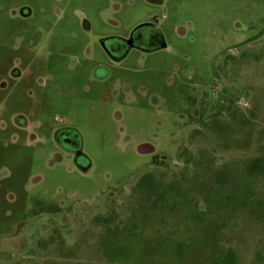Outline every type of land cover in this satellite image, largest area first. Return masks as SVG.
Wrapping results in <instances>:
<instances>
[{
	"label": "rangeland",
	"instance_id": "1",
	"mask_svg": "<svg viewBox=\"0 0 264 264\" xmlns=\"http://www.w3.org/2000/svg\"><path fill=\"white\" fill-rule=\"evenodd\" d=\"M104 1L91 0L94 9L88 7L92 33L100 31L94 10ZM78 3L79 11L88 6ZM124 5V18H139L148 9L141 0ZM168 16L163 25L171 60L159 55L149 61L153 68L139 71L130 59L132 71L115 72L156 89L162 107L149 108L138 98L122 110L121 121L114 118L112 99L98 97L88 64L67 68L65 54L85 39L70 12L57 26L51 14L37 19L44 21L43 46L57 58L31 76L32 98L18 86L0 107V119L9 111H25L37 121L33 128L39 136L29 144L11 142L0 124V264H214L228 254L234 257L231 264H264V0H170ZM177 25L184 27L183 35L173 32ZM10 39L5 22L0 62ZM228 48L233 59L224 65ZM171 61L174 71L167 70ZM192 83L204 84L210 102L198 113L215 118L184 123L186 133L196 127L200 133L178 158L186 140L181 103ZM63 121L83 136L92 162L87 173L68 159L49 165L51 129ZM146 140L157 147L155 161L136 152ZM144 164L152 170L139 174L152 175L156 189L172 188L165 198L147 192L136 179ZM32 176L41 179L32 183ZM33 199L65 200V208L27 217L38 209ZM92 213V219L80 217ZM19 226L18 238L2 239Z\"/></svg>",
	"mask_w": 264,
	"mask_h": 264
},
{
	"label": "flooded vegetation",
	"instance_id": "2",
	"mask_svg": "<svg viewBox=\"0 0 264 264\" xmlns=\"http://www.w3.org/2000/svg\"><path fill=\"white\" fill-rule=\"evenodd\" d=\"M141 1L148 6V9L142 16L135 19V17L124 18L123 16L127 7L124 3L132 7L135 0H105L103 4L94 10L97 16V28L100 31L92 33L94 22L88 9L89 6L94 9L91 6V0H84L88 6L83 7L81 11L78 8V0H0V26H4V23L7 22L11 30V39L7 44L5 61L0 62V107L18 86H23L24 89L29 91L31 76L37 74L43 64L52 63L57 58V55L51 49L43 46L41 28L45 27L43 26L44 21L38 22L37 19L51 14L54 18V26H57L70 12L72 19L85 35V39L79 46L73 47L69 53L65 54L68 60L67 68L74 69L77 65L84 66L85 64L90 66L88 76L100 87L97 95L98 97L108 96L112 99L110 105L114 107L113 115L117 121L122 119V110L138 98H141V104L144 106L161 109V99L156 89L143 83L135 84L115 73L117 70L132 71L127 64L130 59L135 61L136 66L140 68L139 71H147L151 67L153 68V63L151 64L149 61L159 55L171 60L173 48L168 41L163 25V21L169 17L168 4L170 0ZM45 25H51V22ZM172 30L179 35L185 33V29L181 25L173 26ZM247 41L253 42L254 38ZM230 54H232L231 48L222 53L224 65L229 59H233ZM154 67L157 71L159 70L158 65H154ZM175 68L177 69V66L173 61L168 62V71L170 69L174 71ZM187 72V70H184L183 75H187ZM223 73L227 75L226 71ZM228 77L230 78V76ZM187 78L191 79V76ZM166 84L171 86V75L168 76ZM203 88L204 84L202 83L198 85L192 83L187 100L181 103L184 111L180 113V118L186 136L184 141L186 144L183 142L184 144L177 150L178 158L188 153L191 138L200 133V129L197 127L186 133L184 123L199 122L205 124L214 121V115L203 119L201 114L198 113L200 107L210 103L207 100L208 93ZM31 95L32 92L29 91L28 96L32 98ZM229 109L231 110L232 107H229ZM36 123L37 121L32 122L23 110L9 111L5 115V119L4 117L0 119V124L3 129H6L9 141L15 142L22 139L23 142L28 144L39 139L36 128H33L37 127ZM51 138L54 149L51 151L48 160L49 165L68 159L79 172L87 173L90 170L92 162L83 150V136L78 129L63 121L62 125L52 127ZM122 138L126 141L130 140V137L125 134ZM143 142H148L151 146L150 149L142 153L136 149V152L141 155H148L151 162L155 161L158 154L155 143L153 140ZM142 170L151 171L152 168L144 164L138 169L136 179L139 178L140 182L143 176L139 172ZM156 170L162 172L160 169ZM169 171L170 169L166 172ZM40 179V176L31 177L32 183H37ZM136 181L135 185L137 186L138 182ZM132 186L134 184L122 188L120 190L121 195L122 193L125 195L126 191ZM121 197L114 199L112 205H117ZM33 201L38 209L29 212L27 217H41L47 212L57 213L65 208V200L50 203H44L40 199H33ZM98 205H95L94 208ZM94 216L96 215L92 213L80 217L92 219ZM21 226L2 237V239L18 238L21 233Z\"/></svg>",
	"mask_w": 264,
	"mask_h": 264
},
{
	"label": "trees",
	"instance_id": "3",
	"mask_svg": "<svg viewBox=\"0 0 264 264\" xmlns=\"http://www.w3.org/2000/svg\"><path fill=\"white\" fill-rule=\"evenodd\" d=\"M254 163L251 165L253 166ZM254 167V166H253ZM223 175L219 174L218 175V178L221 179ZM152 178L153 176L150 175V174H147L145 176H143L142 178V183L143 185H145V189L147 190V192L149 193H153L156 191L160 192L162 194V197H166V193L170 192V190L172 189H168L167 187H162L160 189H156L157 187H155L153 184H152ZM234 257H232V254H228L226 255L223 260L221 262H215L214 264H231V262H233V259Z\"/></svg>",
	"mask_w": 264,
	"mask_h": 264
},
{
	"label": "water",
	"instance_id": "4",
	"mask_svg": "<svg viewBox=\"0 0 264 264\" xmlns=\"http://www.w3.org/2000/svg\"><path fill=\"white\" fill-rule=\"evenodd\" d=\"M150 144L148 142H141L137 145L136 149L138 152L142 153L145 150H149L150 149Z\"/></svg>",
	"mask_w": 264,
	"mask_h": 264
}]
</instances>
